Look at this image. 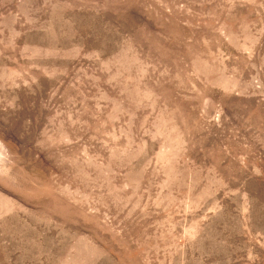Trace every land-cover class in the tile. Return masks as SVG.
Returning <instances> with one entry per match:
<instances>
[{
	"label": "rangeland",
	"instance_id": "374dc122",
	"mask_svg": "<svg viewBox=\"0 0 264 264\" xmlns=\"http://www.w3.org/2000/svg\"><path fill=\"white\" fill-rule=\"evenodd\" d=\"M0 264H264V0H0Z\"/></svg>",
	"mask_w": 264,
	"mask_h": 264
}]
</instances>
